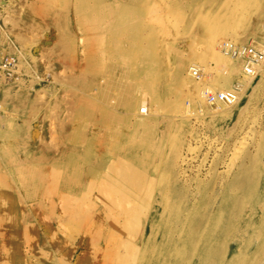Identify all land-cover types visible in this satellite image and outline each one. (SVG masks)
<instances>
[{"label": "rangeland", "instance_id": "1", "mask_svg": "<svg viewBox=\"0 0 264 264\" xmlns=\"http://www.w3.org/2000/svg\"><path fill=\"white\" fill-rule=\"evenodd\" d=\"M140 1L141 20L110 11L130 0H0V58L18 60L14 78L0 77V264H264V60L250 74L218 65L208 86L184 88L172 63L200 31L197 0ZM243 1L209 4L247 33L264 8ZM172 5L175 37L164 36L165 69L146 70L145 97L114 55L128 47L116 34L148 32L151 11ZM226 90L234 106L203 95Z\"/></svg>", "mask_w": 264, "mask_h": 264}, {"label": "bare ground", "instance_id": "2", "mask_svg": "<svg viewBox=\"0 0 264 264\" xmlns=\"http://www.w3.org/2000/svg\"><path fill=\"white\" fill-rule=\"evenodd\" d=\"M133 1L134 0H130V2H132L133 4H136L137 6L128 5L127 4L128 2H126L125 4L123 3L122 5L117 4V5L111 6L110 11L118 10V7H120L121 10L128 12V13H132V15L137 16V18L141 20L146 10V7H148V10H149L150 5L149 4L146 5V3H142L140 0H137V2L135 1L133 2ZM179 1L180 0H176L174 5H179L180 3ZM189 1H192V0H188V2H185L188 6H189ZM209 1L210 0H197L196 1L194 8H197V9L199 8V13L197 15V19L195 20L200 26V31L199 33L195 32L196 37L191 44H187V43L184 44L181 42L179 43V46L181 47V49L178 50V52L176 50L177 53L175 56V60L172 63V68H173L172 76L176 78L177 81H179L182 87L191 89L194 92H198L203 86L204 87L208 86V84L213 79L214 68L218 65H221V66L228 65L229 66L233 64L231 66L232 70H239V67H240V69L244 71L243 61L239 57H234L232 55H226L225 53H223L222 51L218 49L221 43L228 42L229 44L233 45L237 49H243L246 47L248 38L252 36L253 39L251 40V42H249V46H253L257 49H260L264 54V46L263 45L260 46L261 45L260 37L262 33H264V20H263V23H261L262 24L261 27L255 26L258 28L251 32H250L251 29L247 33L241 32V27L233 25V23H230V16L223 15L217 12L216 10H214L215 8L214 3L209 4ZM199 2H201V5L199 4ZM243 2L249 3L255 7L264 8V0H244ZM82 7L83 5H81V8ZM128 7H132V8H128ZM172 7L173 5L170 7V10L166 9L165 11H163L162 9L161 13H157L156 12L157 9H154V12H156L157 14L154 13L153 10L151 11L150 14H152L153 17L152 18L148 17V18H151V20L147 19V21L150 20L151 22V28L148 32H143L141 27H139L140 24L136 23V24H131L130 26L123 25V29L116 34L117 38L122 37V39H125L126 46L128 47L124 49L122 48L119 49L116 44L117 51L115 52L114 55L117 56V58H120V57L121 59L124 58L126 60V64L130 65L133 69H135L133 71V76L131 79H133V81H136L135 90L137 88V91L140 94H142V96H145V97L153 96L152 84H151V82H153L152 81L153 78H151L152 74L149 76V73L148 72L146 73V70L151 69L153 65H157V64L160 65L159 67L161 68L162 71L165 69L164 67L161 66V64L164 63L163 60L165 59V56L159 54V52L161 48L168 49V46H169L167 41L170 38L167 37V39H164V36L168 32H171L170 28L172 26H169V25H172V24L168 21L167 18L169 17L168 15L170 14V11L173 10ZM85 9L87 11H92L93 13H95V10L87 7V5H85ZM193 11H191V13ZM180 15L181 13H178L177 17ZM182 25L185 31L188 30L189 23L185 19L183 20ZM245 25L246 27H248L250 24L245 23ZM129 31H134L133 35L129 34L128 33ZM171 35L173 38L175 37L174 32H171ZM227 36H231L232 40H229V38L228 40H225L224 38H226ZM157 40H159V44H156ZM199 47H202L203 50H199ZM152 48L153 50L156 49V53L154 56L148 57L150 53L148 50ZM207 58H209V60H212V62L210 63L205 62ZM235 61L239 62L238 65L237 63H234ZM262 63L263 61L255 65L254 68L256 69L263 68ZM195 65H199L200 67L195 66ZM186 67H187V70L185 72ZM192 68H196L200 71V77L198 79L193 77L191 73ZM184 72H185V75H183ZM145 73H146L145 80H147L148 82L147 81L145 83L141 82L142 83L141 86L137 85L139 80L145 76ZM247 78H248L247 79L248 81L250 80L251 76L250 78L249 77ZM225 83L226 82L224 81V85ZM241 87L243 86L239 82L232 85V89L241 88ZM150 101L153 102L156 100L153 98V99H150ZM234 102L230 106H234L236 104V103L234 104ZM136 120L139 122V117H137ZM126 137H129V135L126 134ZM239 149H241V147ZM247 159H250L249 154L244 155V157L241 159L242 161L237 166L238 174L234 173V175L236 176L231 179V184L233 186L236 185L237 179H239L247 170V167H246ZM231 168L232 167H230V169ZM230 171L231 170H229V172ZM227 172L225 173L226 175L229 174V172L228 173ZM227 181H224V182H227ZM189 202H192V201L188 200V203ZM198 203H203V202L202 200H198L196 201V204ZM156 204L160 205L159 201H156ZM158 212L159 210L157 209L154 210L155 214H158ZM134 214L135 215L138 214L137 210L135 211ZM81 216H83V214ZM77 221H80V220H77ZM78 226H80V224ZM151 229H152L151 225H148L147 228L146 226L142 227L141 232H140V238L144 239L146 236V233H149ZM132 231H133V234L130 235V238H133L136 233L135 230H132ZM120 247L123 249V251L125 250V247H127V249L129 248L126 242L123 245L121 244ZM128 252H133V251H128ZM130 258L133 259V255H130Z\"/></svg>", "mask_w": 264, "mask_h": 264}, {"label": "built area", "instance_id": "3", "mask_svg": "<svg viewBox=\"0 0 264 264\" xmlns=\"http://www.w3.org/2000/svg\"><path fill=\"white\" fill-rule=\"evenodd\" d=\"M218 49L226 55L239 57L243 61L244 72L250 74L253 72L254 66L261 63L264 59V54L260 49L246 46L243 49H237L228 42H223ZM18 73V60L14 56H6L0 58V77L4 79L14 78ZM191 73L194 78L200 77V71L192 68ZM203 95L210 103L221 102L231 104L235 101V93L233 90H226L212 94L209 91H203ZM141 113H145V109H141Z\"/></svg>", "mask_w": 264, "mask_h": 264}]
</instances>
